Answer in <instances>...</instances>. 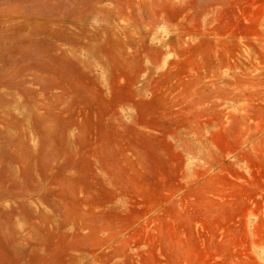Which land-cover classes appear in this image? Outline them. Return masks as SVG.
<instances>
[{"label": "rangeland", "instance_id": "1", "mask_svg": "<svg viewBox=\"0 0 264 264\" xmlns=\"http://www.w3.org/2000/svg\"><path fill=\"white\" fill-rule=\"evenodd\" d=\"M0 264H264V0H0Z\"/></svg>", "mask_w": 264, "mask_h": 264}]
</instances>
